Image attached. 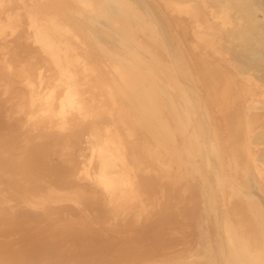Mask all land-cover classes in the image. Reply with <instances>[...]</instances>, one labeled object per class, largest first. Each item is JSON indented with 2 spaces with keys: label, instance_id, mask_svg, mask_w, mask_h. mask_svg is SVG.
Listing matches in <instances>:
<instances>
[{
  "label": "rangeland",
  "instance_id": "374dc122",
  "mask_svg": "<svg viewBox=\"0 0 264 264\" xmlns=\"http://www.w3.org/2000/svg\"><path fill=\"white\" fill-rule=\"evenodd\" d=\"M39 1L0 0V264H264L263 46L242 41L250 53L258 52L242 57L238 48L207 43L237 31L225 26L202 33L182 12L198 0H176L175 6V0H115L102 13L97 0H48L54 16ZM27 7L44 15L29 17L35 10ZM49 14L69 30L64 39L79 56L78 66L71 64L69 48L61 54L65 48ZM109 15H115L114 25L127 16L153 23L165 51L146 30L134 41L147 47L145 63L155 60L161 76L171 67L178 87L170 85L168 92L180 105L195 107L182 139L178 131L172 139L158 133L166 160L155 159L144 129L131 134L126 121L119 128L109 123L110 102L99 84L111 82L117 62L133 63V45L111 29ZM32 20L60 45L38 42L45 36L35 34ZM54 52L58 63L64 65L66 56L71 66L53 63ZM254 117L259 121L249 130ZM118 169L119 178L113 174ZM107 174L112 189L103 185ZM114 176L134 187L124 202L112 201L123 188Z\"/></svg>",
  "mask_w": 264,
  "mask_h": 264
},
{
  "label": "bare ground",
  "instance_id": "6f19581e",
  "mask_svg": "<svg viewBox=\"0 0 264 264\" xmlns=\"http://www.w3.org/2000/svg\"><path fill=\"white\" fill-rule=\"evenodd\" d=\"M75 1H77V0H75ZM78 1H84V0H78ZM90 1H92V3H93L94 0H90ZM97 1H99L100 3L97 2ZM97 1L96 2L98 4V6H99L100 13H102L104 11V9H105L104 12H106V10L109 8L108 7V4L109 5L112 4L113 6H115V4H114L115 0H97ZM170 1H173V0H169V2ZM188 1H190V0H188ZM251 1H255V4L256 5L254 6L251 3ZM34 2H35V0H34ZM34 2H32V3L35 4ZM39 2L41 3L42 1L40 0ZM175 2H176V0L173 1L171 5H174L173 3H175ZM185 2H187V1H185ZM43 3L49 4V7L51 8V4H50V2L48 0H44ZM180 3H184V2L182 1ZM23 5H24V3H23ZM46 6L48 7V5H46ZM210 6H211V8H210ZM210 6L207 7L206 5H204L203 2H201L200 0H198V1L194 2V4H192V5L190 4V2H187V4L182 8L183 10L182 9L181 10L187 16V19L189 18L191 20V22L194 25H196L197 28H199L200 30H202V33H204V34H207V32H209V31H207V30H209V28L210 29H214V31H215V30H219V28H223L225 26H227L228 28H231L233 30V32H236L237 31V33H235V34H237V36L234 37V36H232L231 34L228 33L229 31H227L228 29L226 27V30L225 29L224 30H225V32L227 31V33L229 35L227 33H224L223 32L224 30L222 29L223 30L222 32L225 34V37L227 35V39H225V37L223 36L224 34L222 33L223 34L222 36L224 37L225 41L222 40V38H220V39L217 38V40L214 39L213 41L208 40L207 43H212L213 44L215 42V44H216V42H217V43H219V45H221L223 47H224V45H226L227 46V50L229 48L228 46H233L235 48H238L237 50H240L241 51V56L242 57H245L244 56L245 53H247L246 55L250 54V56H254V57L256 56V57H258V52H254L253 51V52H251L252 53L251 54L249 52V50H248V47L243 48V46H245V45L242 43V41L246 42V40H248V41H250V43H249L250 45L257 44L259 47L262 48V46H263V48H264V0H212V3L210 4ZM36 7H40V6L39 5H36ZM41 8H42V6H41ZM27 9L28 10H31V11L32 10H35L34 7H32V9H31V7H30V9L27 7ZM51 9H50V11H51ZM28 10H25V11L27 12ZM46 10L48 11L49 9L46 8L44 10L46 12V14H48V12ZM54 10L52 9V12H53L52 13V16H54L53 15L54 14ZM50 11H49V13H51ZM34 12H35V14H34ZM39 12H40V16H41V13L42 14L44 13L43 11H40L39 9H37V10L31 12V13L28 11L27 14L30 17V15H32V13H33L37 17V15L39 14ZM133 13H135V12H133ZM49 16H50V14H49ZM52 16H50L52 19L50 17L49 18H50V20H52V22L56 26L55 25L54 26H51L48 23L47 24L50 27H52V28L54 27L55 28L54 30L56 31V35L58 34V36L61 38V40H60L59 43L65 48L63 51L61 50L62 52L61 51H59V52H61V54H62V53H65V51L68 52V50H69V52L72 53V55L70 57L68 56L69 59L71 58L70 59L71 60L70 61L71 64H73L72 62L74 61V63H76L75 65L78 66L77 63L79 62V58H78L79 56H77V54L75 53V50L72 48L70 42L67 41L66 39H64L66 33H68L69 30L66 29V28H64L65 26H62L63 24L61 25V23H60V25H58L57 24V21H56V18H54L55 19L54 20ZM56 16H57V13H56ZM106 17H107L106 18V21L110 23L111 29L114 32L116 31L115 33H119L120 37L126 42V44H128L127 46L130 47V46L133 45L132 48H131L132 54L130 55L131 56L130 58H133L132 59V62L133 63L126 67L123 62H120V61L117 62L116 61L119 64V68H116L115 66L111 67V70H110V75H111V78L110 79H111V82H110V80H108L107 83H106V81L105 82L104 81H102V82L100 81L101 82V86L99 84L100 89L101 88L106 89L105 91H106L107 99H108V102H110L109 105L107 104L109 111H111V113L110 112L107 113L108 115L111 114L110 115L111 116L110 118L107 117L108 120H111V121H109V123H112L113 126H115L117 128L118 126H122V121H124V122L126 121L127 123L130 124V126H128V127L131 130V131H129L131 134L134 131L139 132L140 130L144 129L142 131L143 134L146 135V138H148V141H150L151 144H153L151 146H154L155 147V150H154V148L152 149V150L155 151V154L157 156V157H155V159H157V161L162 160L163 158L165 159L167 157L166 156V153L163 151V147H162L161 143H158L157 142V139L159 137L158 136V133L159 132L160 133H163L164 132L165 135H166V137L168 136L169 139L170 138L172 139V138H174V135L176 136V134H173V133H175V131H178L179 132L178 133L179 135L177 136V139H178V137H180V139H182L183 138V136H182L183 135V129L185 128V124L187 123V125H188L190 123V120L192 121V119H193L192 117H193V114H194L193 112L195 111L194 110L195 107L192 106L193 108L191 107L189 109L188 108H185L184 105L182 107V104L180 105L181 99L178 101V99H179L178 96H175V95L173 96L170 92H168L170 85L175 84L174 79L173 80H170L171 73H169V72L171 71V67L169 65L167 67H165L167 69L170 68L169 71L167 72L169 74V76H168V74H165V75L161 76L160 75V72L158 71V69L155 70V68H153L154 67L153 65L155 64L154 63L155 60H154L153 64L150 63L152 65H148V64L145 63L146 60L144 58V55H147V52H146V48L147 47H145V45H143V43H141L140 40L139 41L136 40V42H135L134 39L136 37L135 34H138L139 33L138 32L139 30H141V31L142 30H146L147 33L146 32L143 33L145 36L148 35V33L149 34L150 33L153 34V30H152L153 29V26H154V25L152 26L153 23L151 22L152 23L151 24L148 21H147L148 22L147 23L144 20H143V22H140V20L134 19V17H132V16H127L126 18L124 17V19H123V17L122 18L119 17L118 23L116 24V25H118V24L119 25L116 26L111 21L113 17L116 18L115 15H109V16H106ZM49 18L47 19L48 22H49ZM142 18H143V16H142ZM28 20L30 21V19H28ZM43 20H45V19H43ZM8 21H10V19ZM30 27L32 28V30L35 32V34L38 37H39V34H44L43 36H45V37L41 38L42 39L41 41L38 40V42H41V43L43 42V43L49 45V47L50 46L52 47V45H55V44L56 45L57 44L60 45L59 43L54 42V40L50 37V35L48 36V33L45 32V29L42 28L37 21H33L32 20V22L30 23ZM196 27H195V29H196ZM250 29H251V31H250L251 33L249 32ZM253 31H254V33H253ZM154 33H155V31H154ZM156 33H157V35H154L153 34V36L154 37L157 36L156 37V40L157 41H155V42L158 44V49L159 50H164L165 47H164L163 43L160 41V39H159V35H158L159 33H158V31H156ZM214 33H216V32H214ZM217 35L218 34L216 33V36ZM137 37H138V39H141V38H139V36H137ZM148 39L151 40L150 37ZM176 41H178V40H176ZM150 42H152V41H150ZM204 42H206V41L204 40ZM240 46H242L243 49H240L239 48ZM77 47H79V46H77ZM77 47H75V48H77ZM66 49H68V50H66ZM245 49H247V51H244ZM78 50H79V48H78ZM80 50H83V49L81 48ZM237 50H234V51H237ZM251 50H253V49H251ZM261 50H262V52L264 51V49H261ZM234 51H232V52H234ZM242 51H244V52H242ZM98 52H101V51H98ZM55 55H56V53L54 52L52 54V57L54 56L53 58H55L53 63L57 64L58 62L56 60V57H57L58 53H57L56 56ZM66 55H67V53H66ZM250 56H248V57H250ZM86 57H87V55H86ZM151 57H152V55H151ZM57 58H59V56ZM111 58L112 57H110V59ZM66 59H67V57L65 56V57L62 58V61L65 60L66 62H68ZM110 59L108 58V61ZM55 60H56V62H55ZM52 61H53V59H52ZM59 61H61V59ZM65 61H63V62L66 64ZM143 63H145V64L143 65ZM59 64H60V62L58 63V65ZM61 64L63 65V63H61ZM68 65H69V62H68ZM69 66H71V65H69ZM90 67L92 68V66H90ZM158 67H160L159 64H158ZM68 68H69L68 66L67 67H63V71H62V66H61V68L59 67V69H61L62 72H64L65 70L68 71ZM82 68H83V66H82ZM160 68L163 69L164 67L161 66ZM162 69H161V72H162ZM167 69H166V71H167ZM58 72H60V71H58ZM68 73H70V72H68ZM63 74H65L64 75L65 78L68 76L65 72L62 73V74H60V75H63ZM219 76H222V75H219ZM60 77H63V76H60ZM168 78H169V80H168ZM224 78L227 79L226 77H224ZM91 79L92 78H90V81H91ZM96 79H98V78H96ZM94 81H96V80H94ZM98 81L99 80H97V83H98ZM96 86H98V84ZM172 86H174V85H172ZM175 87H178V86H174V88ZM66 88H67V86H66ZM70 88H72V87H70ZM177 91H178V89H177ZM177 91H175L176 94H177ZM80 92H82V91H80ZM100 92H102V91L99 90V93ZM118 93H120V95H118ZM177 95H179V94H177ZM245 95L250 96V95H252V93H251V91L250 92L249 91L248 92L246 91L245 92ZM99 96H101V93L99 94ZM100 99L102 100V98H100ZM125 99L128 100V101H126ZM223 99H224V97L221 94L220 97L218 98V101L221 102V100H223ZM186 101H187V99H186ZM125 102H127V104H125ZM222 102L220 103L221 104V108H222ZM100 103H102V102H100ZM114 109H116V110H114ZM187 116H188V120H185V117H187ZM189 116L192 119H190ZM248 120H249V122H248V129L249 130L252 128V125L257 124L258 121H259V119L258 118H255V117L252 118V119H248ZM149 121H150V124L153 125V127H150L151 129L144 126V125H146V123H149ZM109 123H108V125H109ZM140 126L142 127L141 129H139ZM111 128H112V126H111ZM129 128H127V129H129ZM112 129H114V128H112ZM112 131H115V129L112 130ZM112 131H111V133H112ZM107 132H109V131H107ZM116 133H118L117 130H116ZM122 133H123V131H122ZM117 138H120V134L119 133L117 135ZM122 139H123V137H122ZM113 140L118 141V139H113ZM120 142H121V140H120ZM120 142L118 144H120ZM123 142L124 141L122 140V143ZM145 143H147V142L145 141ZM116 145H117V142H116ZM149 146H150V144H148L147 149H148ZM122 148L124 149V147H122ZM135 148L138 149L137 147H135ZM136 149H135V152H136ZM187 149H189V148H187ZM149 150H151V148ZM104 151L107 152V153H109V155L111 154V150H109L108 148L106 150H104ZM195 151H197V150H195ZM107 153H105L107 155L106 157H108V154ZM183 154H185V153H183ZM189 154L192 155L193 153H191V151H190ZM186 155H188V154H185V156ZM149 156H153V155L152 154H149ZM102 157H104V156H102ZM142 157H143V155H142ZM107 159H109V158H107ZM146 159H148V158H146ZM110 161L109 162L113 165V163H112L113 160L110 159ZM104 163H106V161ZM101 165H103V161H102V164ZM113 167H116V166L113 165ZM105 169H107V168L105 167ZM102 171H104V170L102 169ZM119 171L120 170L118 169L117 171L115 170L114 173H113L118 178H119ZM107 172H109V171H107ZM103 175H105V173ZM110 176H108V174H107V176H105V179L106 180L104 179L105 181L101 179V178H103L101 176H100V179H101V181H104V184L103 185H106L105 182H107V185H110L109 187H111V189H112L113 186L111 185V183H113V181L110 180V178H109ZM115 176H114V178H115ZM117 177L115 178V181H116L115 184H116V186L119 187L120 186L119 183L122 182V179H120L121 181L118 183V181L116 180V179H118ZM125 180L128 181V179H124V181ZM128 182L131 183L132 181H128ZM122 184L123 183H121V186H123V188L121 189V192H119L117 194L115 193L116 196L115 195H113V196L111 195L112 201H117L118 199H120L122 202H124L125 195L127 193L131 194V196H133L135 194L134 187L131 186V184H130L129 187H128L127 182H126L125 185H122ZM116 186H114V187L116 188ZM112 192H114V191H112ZM121 201H120V203H122ZM226 237H229V236L227 235ZM234 238H237V237H234ZM225 239L227 240V238H225ZM224 242H226V241H224ZM224 244L226 245V243H224ZM235 249H236V246H235ZM234 254H235V252H234ZM236 255H235V257H236ZM226 257L224 256V258H226ZM253 257H255V256H253ZM253 257H251V258L253 259ZM222 258H223V256H222ZM259 258H262V257H259ZM226 259H229V258H226ZM236 259H238V258L236 257ZM260 261H261V259H260ZM232 262H234V261H232ZM251 262L256 263L258 261L254 262V261L251 260ZM223 263L225 264L224 261H223ZM237 264H243V263L242 262H239Z\"/></svg>",
  "mask_w": 264,
  "mask_h": 264
}]
</instances>
